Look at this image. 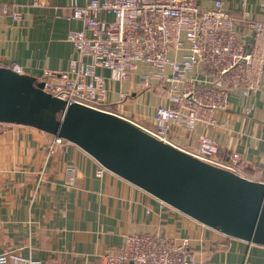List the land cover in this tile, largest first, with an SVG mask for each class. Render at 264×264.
I'll use <instances>...</instances> for the list:
<instances>
[{"label":"crops","instance_id":"1","mask_svg":"<svg viewBox=\"0 0 264 264\" xmlns=\"http://www.w3.org/2000/svg\"><path fill=\"white\" fill-rule=\"evenodd\" d=\"M214 1L196 3L205 9ZM220 1L234 19L236 36L249 51L254 35L248 21L264 22V0ZM0 2L20 15L13 19L0 11V66L35 78L45 69L68 72L78 55L66 35L82 27L71 16V0ZM84 2L75 0L77 5ZM95 72L104 77L108 102L114 103L109 104L112 112L145 130H156L153 113L163 102V89H144L137 75L111 81L108 70L97 67ZM131 91L132 95L119 99ZM216 119L215 126L197 127L192 133L173 127L167 139L192 152L197 137L209 135L216 141L217 161L232 165L246 178L264 182V63L258 88L248 95L229 93L228 106ZM3 128L0 254L8 256L7 264H19L16 256L43 264H101L100 257L118 253L123 236L133 232L187 238L188 255L204 264H264V246L199 223L108 170L99 174V163L76 145L63 144L49 151L52 134L10 123ZM233 153L238 157L235 164Z\"/></svg>","mask_w":264,"mask_h":264},{"label":"built area","instance_id":"2","mask_svg":"<svg viewBox=\"0 0 264 264\" xmlns=\"http://www.w3.org/2000/svg\"><path fill=\"white\" fill-rule=\"evenodd\" d=\"M84 1L83 5H77L71 0V16L82 27L66 35L78 60L71 62L68 72L45 69L36 77L49 81L45 84L54 90L52 95L67 103L112 112L109 104L114 103L108 102L104 77L96 74L95 69L108 70L111 81L130 80L137 75L144 89L165 91L163 102L154 108L156 130L147 131L170 143L167 136L173 127H182L190 133L197 127L209 129L216 125L217 113L227 108L229 93L248 95L260 85L264 22L248 21L254 39L247 51L236 36L234 19L220 0L205 9L196 0ZM40 2L35 0L34 4ZM0 11L13 19L20 16L6 3L0 2ZM99 14L103 17L99 18ZM86 31L90 34L86 35ZM84 57L89 61L84 62ZM131 93L134 91L122 94L119 99ZM69 143L52 135L49 151ZM216 151L215 139L200 134L196 149L189 153L234 171L232 165L214 158ZM231 160L236 163L237 154L233 153ZM105 170L99 164V174ZM70 172L72 180L73 169ZM188 246L187 238L133 232L123 236L118 253L102 255L100 263L204 264L188 255ZM13 258L19 264H43L31 258ZM7 262L8 256L0 254V264Z\"/></svg>","mask_w":264,"mask_h":264},{"label":"water","instance_id":"3","mask_svg":"<svg viewBox=\"0 0 264 264\" xmlns=\"http://www.w3.org/2000/svg\"><path fill=\"white\" fill-rule=\"evenodd\" d=\"M0 123L63 138L197 222L264 246V182L199 159L125 117L67 103L47 91L45 82L0 66Z\"/></svg>","mask_w":264,"mask_h":264},{"label":"rangeland","instance_id":"4","mask_svg":"<svg viewBox=\"0 0 264 264\" xmlns=\"http://www.w3.org/2000/svg\"><path fill=\"white\" fill-rule=\"evenodd\" d=\"M38 81H43V82L46 81V83L49 84V81H47L46 79H42V80L38 79ZM46 90L49 91L50 93H51V91H54L53 89H51V88L49 87V85H46ZM51 94H52V93H51ZM3 127H7V123H0V129H2L1 131H3V129H5V128H3ZM234 164H235V163H234Z\"/></svg>","mask_w":264,"mask_h":264}]
</instances>
